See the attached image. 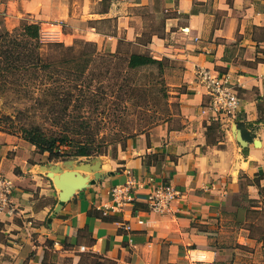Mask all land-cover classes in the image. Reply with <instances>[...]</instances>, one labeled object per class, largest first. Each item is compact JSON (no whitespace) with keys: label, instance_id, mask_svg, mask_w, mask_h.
Wrapping results in <instances>:
<instances>
[{"label":"crops","instance_id":"crops-1","mask_svg":"<svg viewBox=\"0 0 264 264\" xmlns=\"http://www.w3.org/2000/svg\"><path fill=\"white\" fill-rule=\"evenodd\" d=\"M77 2L70 23L116 17L127 41L150 33L154 57L182 64L178 118L116 156L84 162L49 160L0 132V170L16 185L18 208L0 215V264H56L82 247L111 264H264V0H109L103 11ZM200 68L231 77L241 99L235 117L207 110ZM66 170L85 185L61 204L54 177ZM131 178L144 185L133 206L104 214L111 189ZM166 184L179 196L170 211H151L150 190Z\"/></svg>","mask_w":264,"mask_h":264},{"label":"trees","instance_id":"trees-1","mask_svg":"<svg viewBox=\"0 0 264 264\" xmlns=\"http://www.w3.org/2000/svg\"><path fill=\"white\" fill-rule=\"evenodd\" d=\"M44 43L39 22L0 33V91L19 96L24 92L34 100L33 105L18 110L16 119L2 116L17 121L21 139L55 161L102 154L94 148L95 136L88 130L91 114L103 113L108 101L113 108L130 102L148 87L144 76L155 69L162 74L175 62L169 57L156 58L149 50L123 51L121 44L101 63L98 55L62 43H57L60 56L50 57L42 50ZM33 112H42L43 120L56 130L46 129L45 123L23 122L25 116H34Z\"/></svg>","mask_w":264,"mask_h":264},{"label":"rangeland","instance_id":"rangeland-1","mask_svg":"<svg viewBox=\"0 0 264 264\" xmlns=\"http://www.w3.org/2000/svg\"><path fill=\"white\" fill-rule=\"evenodd\" d=\"M77 1L79 0H63V3L62 0H0V33L13 30L23 23L39 22L42 40L45 42L42 50L50 57L60 56L62 50L57 43H62V46L74 45L76 50L82 49L98 55V61L101 63L107 58L106 55L112 52L110 46L115 39L118 40V48L121 44L123 51L149 50L156 56L149 48V43L145 41L150 33L129 44L124 32L118 26L116 17L99 20L87 17L83 24L70 23L66 12L69 11L71 17H74V14L79 12ZM92 2V10L95 11L107 9L110 3L109 0L104 2L92 0ZM152 20H154L152 24L147 26L148 30L156 26L155 19ZM163 57L161 55L156 58L162 59ZM182 72L183 66L178 61L170 63L162 74L155 69L153 73L149 72L143 78L148 87L133 96L130 102L115 107L118 108L115 109L108 101L103 113H92L88 130L94 133V148L103 153L93 156H76L72 159L84 162L101 155L116 156L140 134L149 133L152 128L166 121L174 122L178 118L175 115L179 111V105L175 98L176 94L173 92L183 89L178 85L182 80ZM33 101L24 92L19 96L18 93L0 91V132L10 134L13 140L21 138L22 132L18 122L3 120L2 114L11 115L16 119L19 114L18 110L33 105ZM32 115L34 116H25L23 122L45 123L46 129L56 130V127L50 125L49 121L43 120L42 112H33ZM82 137L86 138V136ZM75 256H79V264H111L99 256L92 255L87 249L75 253ZM75 256H61L56 264H70Z\"/></svg>","mask_w":264,"mask_h":264},{"label":"built area","instance_id":"built-area-1","mask_svg":"<svg viewBox=\"0 0 264 264\" xmlns=\"http://www.w3.org/2000/svg\"><path fill=\"white\" fill-rule=\"evenodd\" d=\"M198 76L209 96L207 110L213 112L214 117H235L239 112L241 99L237 86L231 77L228 74L214 73L206 68H200ZM140 186L144 185L138 184L135 178L129 179L125 184L114 186L110 192V202L102 207L104 214L119 212L132 207L135 190ZM15 189L14 181L0 170V215L13 217L18 214L14 199ZM179 194V190L171 184L154 187L148 194L150 210L159 213L170 211L173 201ZM139 223H143V220L140 219ZM117 224L125 230H132L129 223L117 222Z\"/></svg>","mask_w":264,"mask_h":264},{"label":"water","instance_id":"water-1","mask_svg":"<svg viewBox=\"0 0 264 264\" xmlns=\"http://www.w3.org/2000/svg\"><path fill=\"white\" fill-rule=\"evenodd\" d=\"M56 187L60 190V202L64 204L72 194L85 185L82 173L74 170H66L54 177Z\"/></svg>","mask_w":264,"mask_h":264}]
</instances>
